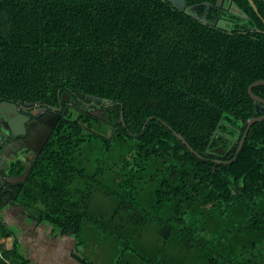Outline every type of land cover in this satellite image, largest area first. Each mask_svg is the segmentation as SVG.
<instances>
[{
	"label": "trees",
	"instance_id": "1",
	"mask_svg": "<svg viewBox=\"0 0 264 264\" xmlns=\"http://www.w3.org/2000/svg\"><path fill=\"white\" fill-rule=\"evenodd\" d=\"M218 1L187 0L205 22L169 0H0V99L62 114L15 205L78 249L86 223L111 229L90 213L100 189L125 222L154 223L205 264H264V120L236 153L256 116L249 85L264 79V0H253L259 13L250 0ZM222 17L231 30L214 24ZM114 152L111 185L101 165ZM5 207L0 198V264H30L8 246Z\"/></svg>",
	"mask_w": 264,
	"mask_h": 264
},
{
	"label": "rangeland",
	"instance_id": "2",
	"mask_svg": "<svg viewBox=\"0 0 264 264\" xmlns=\"http://www.w3.org/2000/svg\"><path fill=\"white\" fill-rule=\"evenodd\" d=\"M119 153L114 152L110 159L102 162L101 167L106 170L101 181L113 184L111 180L110 165L119 161ZM97 165L89 166L88 173L93 174ZM118 199L105 194L102 190H95L91 202V215H102L110 222V230H102L94 226L92 221L86 223L80 234L78 250L86 255L94 264H116L121 261L129 264H145L138 254L151 260V264H205L199 261L196 252L185 253L183 247L172 239H164L159 227L154 223L142 224L129 220L125 222L127 213L117 212ZM24 216L28 218L27 214ZM13 235L18 232L17 225L11 226ZM8 239L9 248L13 247L15 236ZM1 239V238H0ZM82 239V240H81ZM21 245H18L20 249Z\"/></svg>",
	"mask_w": 264,
	"mask_h": 264
},
{
	"label": "flooded vegetation",
	"instance_id": "3",
	"mask_svg": "<svg viewBox=\"0 0 264 264\" xmlns=\"http://www.w3.org/2000/svg\"><path fill=\"white\" fill-rule=\"evenodd\" d=\"M256 94L264 99V85L259 86ZM3 102L0 99V198L6 205L4 210H21V207L15 205L16 197L25 182L21 178L26 171L30 172L55 130L40 149V140L45 134L43 119L49 120L52 114L50 110L55 108L15 102L17 109H12L3 107ZM254 107L256 116H264L263 101L256 104L254 100ZM237 141L238 138L233 139L232 146Z\"/></svg>",
	"mask_w": 264,
	"mask_h": 264
},
{
	"label": "crops",
	"instance_id": "4",
	"mask_svg": "<svg viewBox=\"0 0 264 264\" xmlns=\"http://www.w3.org/2000/svg\"><path fill=\"white\" fill-rule=\"evenodd\" d=\"M24 210L3 211L8 226L17 225L15 240L19 252L30 264H80L75 257L77 239L63 235L46 222H37L24 216ZM12 228V227H11Z\"/></svg>",
	"mask_w": 264,
	"mask_h": 264
},
{
	"label": "water",
	"instance_id": "5",
	"mask_svg": "<svg viewBox=\"0 0 264 264\" xmlns=\"http://www.w3.org/2000/svg\"><path fill=\"white\" fill-rule=\"evenodd\" d=\"M169 1H171L176 8H178L180 10H183V11H185L187 13L192 14L194 17H196V18H198V19H200L202 21H205V22L207 21L206 14L198 15V14L192 13L190 11V7L187 5V0H169ZM222 2H223V0H219L218 4H221ZM250 2L252 4V6L254 7V9L259 13L258 7L255 4V2L253 0H250ZM206 5H208L207 2H206ZM229 11L231 13H233V14H236V15L240 16L242 20L246 21V20L249 19L247 12L242 10V9H240V8H238L237 6H235V3H233V2H232L231 6L229 8ZM261 17L264 20V17L263 16H261ZM234 23H235L234 20L222 17L217 22H215L214 24H217L219 27L231 30L233 25H234ZM260 85H264V79H260V80L254 81L253 83H251L249 85V88H248L249 94L255 100L256 104H258L260 101L264 102V99L254 92V87L260 86ZM84 98L88 102H101V101H103L102 97L91 95V94L84 95ZM104 101L105 102H110L109 99H104ZM25 104H27V105H30V104L38 105L37 103H30V102H25ZM3 107H11L12 109H17V104L15 102H12V101H4L3 102ZM60 109L61 108L50 110V112H52L51 116L48 117L50 119L49 120H47L46 118L43 119L44 120V124H43L42 128H43V131H44L45 134L43 135L42 139L40 140V149L44 147V145L47 142L50 134L53 132V130L56 127L59 119L62 116V114L60 112ZM263 119H264V116H255V117L249 118L246 121L247 126H246V129H245L244 133H243L242 139H241V141L239 143V146L237 148V152L236 153H238L240 151V149L242 148V146H243V144H244V142H245V140L247 138V135L249 133V130H250L251 126L255 122L262 121ZM164 123L167 126H169L174 131V133L190 148V150L192 152H194L195 154L201 156V154L198 151H196L190 145V143L187 141V139L182 134H180L179 132L174 130L168 123H166V122H164ZM112 135H113V133H112ZM217 161H218V163L222 162L221 160H217ZM225 162H227V161H225ZM28 174H29V170L26 171V173L23 175L21 180H23V181L26 180Z\"/></svg>",
	"mask_w": 264,
	"mask_h": 264
}]
</instances>
